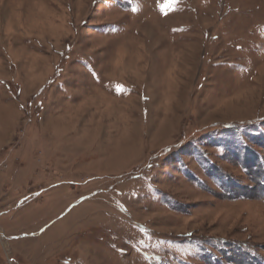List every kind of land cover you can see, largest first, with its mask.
<instances>
[{
	"label": "rangeland",
	"instance_id": "374dc122",
	"mask_svg": "<svg viewBox=\"0 0 264 264\" xmlns=\"http://www.w3.org/2000/svg\"><path fill=\"white\" fill-rule=\"evenodd\" d=\"M0 0V264H264V0Z\"/></svg>",
	"mask_w": 264,
	"mask_h": 264
},
{
	"label": "snow or ice",
	"instance_id": "6c2138e0",
	"mask_svg": "<svg viewBox=\"0 0 264 264\" xmlns=\"http://www.w3.org/2000/svg\"><path fill=\"white\" fill-rule=\"evenodd\" d=\"M178 3V0H167L165 4L160 5V11L163 14H167V11H174L175 5Z\"/></svg>",
	"mask_w": 264,
	"mask_h": 264
}]
</instances>
